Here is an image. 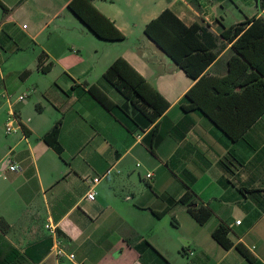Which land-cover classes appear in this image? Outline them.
I'll use <instances>...</instances> for the list:
<instances>
[{"label": "crops", "instance_id": "1", "mask_svg": "<svg viewBox=\"0 0 264 264\" xmlns=\"http://www.w3.org/2000/svg\"><path fill=\"white\" fill-rule=\"evenodd\" d=\"M68 1L0 0L6 7L0 6V50L37 43L50 61L40 71L38 52L34 63L30 58L6 73L0 68V219L7 223L0 229V264H264V108L234 140L199 110H182L178 101L194 79L143 32L165 7L184 24L197 22L217 37L216 55L205 71L223 75L231 50L219 35L221 27L250 16L264 19V7L257 10L254 0H91L122 35L103 38ZM56 18L73 27L75 32L63 35L74 39L56 34L39 42L40 31ZM116 56L168 102L142 129L126 127L86 90L95 84L113 102L124 103L102 77ZM32 68L48 77L46 83H35L33 99L16 101L22 91L15 75L24 79ZM5 94L17 115L18 127L10 133L3 125ZM56 120L59 153L42 139ZM9 163L18 168L9 169ZM95 175V195L87 199L88 180ZM187 190L194 205L211 210L206 222L198 223L182 203L154 213ZM219 222L252 260L211 237ZM54 236L73 260L54 253Z\"/></svg>", "mask_w": 264, "mask_h": 264}, {"label": "trees", "instance_id": "2", "mask_svg": "<svg viewBox=\"0 0 264 264\" xmlns=\"http://www.w3.org/2000/svg\"><path fill=\"white\" fill-rule=\"evenodd\" d=\"M90 1L69 0L67 7L97 36L122 37L111 21L94 8ZM254 2L257 10L264 7V0ZM0 6L6 10L1 2ZM143 32L178 67L194 79L178 101L182 110H199L234 140L264 108V19L261 15L246 17L221 27L219 35L229 43L231 50L227 56V70L223 75L205 71L206 66L216 55L217 37L197 22L184 24L171 9L165 7L144 24ZM45 57L43 51L37 55L36 65L42 72L48 70L50 65V61H44ZM102 77L120 93L124 99L123 104L113 102L95 84H88L86 90L130 129L148 126L168 104L162 95L121 56L111 60L103 69ZM57 133L56 120L42 134V139L59 153ZM174 202L182 203L186 211L200 224L211 216V210L207 206L194 205L190 190L154 213L163 214ZM170 222L176 224L173 216L170 217ZM6 228L7 223L0 219V229ZM227 231L228 225L219 222L210 229V235L223 248L233 246L244 258L252 260L253 255L242 243L232 242L227 236Z\"/></svg>", "mask_w": 264, "mask_h": 264}, {"label": "rangeland", "instance_id": "3", "mask_svg": "<svg viewBox=\"0 0 264 264\" xmlns=\"http://www.w3.org/2000/svg\"><path fill=\"white\" fill-rule=\"evenodd\" d=\"M60 18V17H59ZM55 19L54 21H50L47 23L43 29L40 31L37 40L39 42L45 39L51 40L54 35L59 34V36L65 37L66 41H71L74 37L70 35H63L64 32H75L73 27L62 21L61 19ZM24 21V25H28L27 20ZM39 45L37 43H32L28 47L24 48L23 50H17L14 52L6 53L5 51L0 50V68L2 69L3 73H6V70L9 68H17L20 65L28 62L31 58L32 62L34 63L33 59H35V55L39 52ZM48 77H45L43 74L36 73L35 69L32 68L28 76L24 79L20 78L18 75H15V82L14 85H20L17 89L18 91L21 90L25 93L23 99L32 98L34 94L35 83L38 86L44 85L46 83ZM21 92V93H22ZM27 93V94H26ZM175 217V216H174ZM176 219V217H175ZM177 233L183 232V227H176ZM181 258H189V255H182Z\"/></svg>", "mask_w": 264, "mask_h": 264}, {"label": "built area", "instance_id": "4", "mask_svg": "<svg viewBox=\"0 0 264 264\" xmlns=\"http://www.w3.org/2000/svg\"><path fill=\"white\" fill-rule=\"evenodd\" d=\"M7 100L9 101V94H5ZM25 96V93H18L15 95V100L19 101L21 99H23V97ZM4 132L6 133H10L16 130V128L18 127L17 125V115L15 114L14 108L11 105V102L9 101V108L7 110V114L4 118ZM7 167L9 169L12 170H16L18 168V166L15 163H9L7 165ZM149 174V172H147V175ZM98 180V176H92L89 178L88 180V187L85 190L84 193V197L87 199H93L94 195H95V189H94V184L96 183V181ZM239 219H235V222H238ZM44 227L48 229V231L55 235V229L54 226L52 224H50L49 222L44 223ZM52 249L54 251V253L56 255L59 254H64L66 255V257L70 260L74 259V254L72 252H68L65 251L60 245H59V240L57 239V237L54 236L53 238V242H52ZM75 264H89L85 261H75Z\"/></svg>", "mask_w": 264, "mask_h": 264}]
</instances>
